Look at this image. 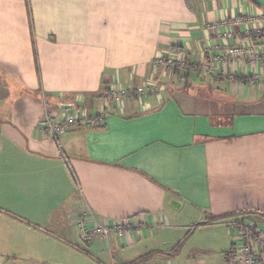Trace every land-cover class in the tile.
Instances as JSON below:
<instances>
[{"label": "crops", "instance_id": "crops-1", "mask_svg": "<svg viewBox=\"0 0 264 264\" xmlns=\"http://www.w3.org/2000/svg\"><path fill=\"white\" fill-rule=\"evenodd\" d=\"M261 32L264 0H0V264H227L229 221L264 231V65L225 54ZM166 55L210 72L107 98ZM84 212L132 225L87 244Z\"/></svg>", "mask_w": 264, "mask_h": 264}, {"label": "built area", "instance_id": "built-area-1", "mask_svg": "<svg viewBox=\"0 0 264 264\" xmlns=\"http://www.w3.org/2000/svg\"><path fill=\"white\" fill-rule=\"evenodd\" d=\"M228 58L236 60L243 58L251 63L261 62L264 65V32L259 33L258 41L246 49L228 47L226 54ZM161 57H159L160 59ZM158 59V58H157ZM181 74L190 70L195 72L200 69L202 74H209L207 66H195L188 64L182 58L175 59ZM114 99H120L131 92V90L118 88L109 90ZM145 85L135 88L134 94L148 95ZM101 119L96 116H89L84 109L72 107L67 109L50 110L45 108L39 120L40 129L43 135L57 138L58 135L71 128L80 125H98ZM75 225L81 230L83 241L90 244L95 239L104 241L110 240L115 235H121L132 225L129 219H122L110 222H100L90 213L84 212L75 219ZM228 232L232 238L231 252L227 264H264V231L253 221L241 219L231 220L227 223Z\"/></svg>", "mask_w": 264, "mask_h": 264}, {"label": "rangeland", "instance_id": "rangeland-1", "mask_svg": "<svg viewBox=\"0 0 264 264\" xmlns=\"http://www.w3.org/2000/svg\"><path fill=\"white\" fill-rule=\"evenodd\" d=\"M174 71H176V74L174 73ZM181 75L182 74H181V72H179V69L177 66V61L174 58H170L167 55L164 57H161L160 59L158 58L156 60L155 67H154V75L151 77L150 80H148V82L145 83L146 91H148L147 94L148 95H155V94L159 93V90L163 91L164 89H169V88L179 86V84H180L179 78L181 77ZM136 87H138V86H135L134 90ZM134 90H132V92ZM132 92L127 94L125 97H129L132 95L134 96L135 94H134V92L133 93ZM142 95L143 94H141L140 96H142ZM106 96L110 100L113 98L111 93H110V95H109V93H106ZM42 99L44 100V99H46V97L42 96ZM50 105L56 106L57 104L53 103ZM45 106L46 105H44V107H43L44 109H45ZM79 108L85 110L86 107L80 106Z\"/></svg>", "mask_w": 264, "mask_h": 264}, {"label": "trees", "instance_id": "trees-1", "mask_svg": "<svg viewBox=\"0 0 264 264\" xmlns=\"http://www.w3.org/2000/svg\"><path fill=\"white\" fill-rule=\"evenodd\" d=\"M174 73H176V71H174ZM181 76H182V79H185V78H187V80L189 79V78H188V75H187L186 73L182 74ZM187 80H185V82H186L185 84L188 85V86H191V83H189L190 80H188V81H187ZM180 245H181V242H179V243L173 248L172 251H178L179 248H180Z\"/></svg>", "mask_w": 264, "mask_h": 264}]
</instances>
